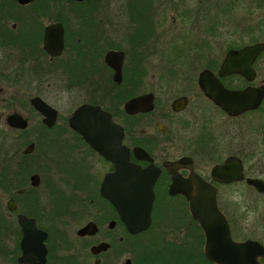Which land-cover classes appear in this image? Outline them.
Listing matches in <instances>:
<instances>
[{
	"label": "flooded vegetation",
	"instance_id": "af4514ba",
	"mask_svg": "<svg viewBox=\"0 0 264 264\" xmlns=\"http://www.w3.org/2000/svg\"><path fill=\"white\" fill-rule=\"evenodd\" d=\"M246 2L249 15L254 11L258 17L252 25L235 21L236 8ZM263 29L264 0H0V103L12 106L10 113L0 112V120L6 125L10 114H19L29 124L30 119L16 108L28 104L31 114L39 116L42 123V116L30 103L38 97L56 112L51 128L42 125L51 130L63 121L61 133L77 148L66 157L70 162L64 168L67 177L39 195L41 178L37 186L31 185V176L37 173L22 177L21 160L16 161L13 155L18 154L15 143L19 132L28 127L17 130L6 126L12 132L8 142L13 154L3 150V139L2 159L13 163L18 173L15 184L22 186L0 187V264H135L134 239L151 233L158 217L175 213V209L166 211L172 201L186 204L183 212L198 228V240L192 244L197 247L203 239L204 245L186 197L169 193L173 175L182 181L200 178L215 188L217 207L231 240L251 241L264 249V229H257L258 234L245 224L246 190L264 195L246 180L264 182V177L256 175L257 170L248 171L256 155L246 154L241 123L257 112L264 100L254 111L230 116L198 86L203 70L211 72L228 90L261 85L264 79L258 80L262 75L258 66L264 51L253 63L252 82L237 74L219 77L218 71L229 51L264 43ZM109 52L122 53L117 79L106 63ZM151 70L160 73L157 80L150 79ZM30 88L39 92L32 95L23 91ZM70 94H74L72 99ZM144 95L153 96L151 111H125L128 101ZM64 96L73 103L64 102ZM73 104L77 105L69 109ZM82 105L99 107L122 128V145L128 149L130 164L141 169L153 166L159 172L153 186L150 225L141 233L131 234L114 206L100 194L101 184L114 166L71 129L69 120ZM215 113L223 118V129L215 126ZM25 148L22 158L32 156L35 145L29 154H24ZM136 148L151 161L138 160ZM90 156L99 168L88 162ZM231 158L239 162L242 177L219 182L213 170ZM58 184L71 188L64 191ZM10 200L13 210L7 207ZM90 225L91 232L79 234ZM101 244H106V249L94 251ZM259 253L257 261L264 264V251Z\"/></svg>",
	"mask_w": 264,
	"mask_h": 264
},
{
	"label": "water",
	"instance_id": "95a60500",
	"mask_svg": "<svg viewBox=\"0 0 264 264\" xmlns=\"http://www.w3.org/2000/svg\"><path fill=\"white\" fill-rule=\"evenodd\" d=\"M263 51L264 43L229 51L219 68L218 76L237 74L247 82H252L255 78L253 63ZM105 59L115 71V79L119 78L122 53L109 52ZM198 86L208 99L230 116L254 111L264 100V81L256 87L248 86L240 91L228 90L211 72L203 70L199 75ZM152 100V95L140 96L128 101L124 109L129 114L149 112L153 109ZM30 103L42 116V123L47 128H51L55 123V110L38 97L32 98ZM5 123L7 127L17 130H25L28 127V122L19 114H10ZM69 125L95 152L114 166L113 171L104 178L101 184V196L114 206L131 234L145 231L151 221L153 186L159 172L153 166L141 169L129 163L128 149L122 145V128L99 107L80 106L70 118ZM33 150L34 144H30L25 148L24 154H29ZM134 155L138 160L151 161L141 149H134ZM213 174L219 182L224 183L242 177L239 162L234 158L229 159L222 166L215 167ZM30 180L31 185L37 186L40 177L34 174ZM172 180L169 193L171 195L181 193L186 197L189 213L203 233V255L209 262L213 264H260L257 261L261 256L259 252L264 251L260 245L251 241L234 243L231 240L227 222L217 207L215 188L200 178L182 181L179 176L173 175ZM246 182L258 192L264 193V182L261 180L248 178ZM7 207L13 210L15 205L10 200ZM92 226L85 227L79 234L91 232ZM106 247V244H101L94 248V251L105 250Z\"/></svg>",
	"mask_w": 264,
	"mask_h": 264
},
{
	"label": "rangeland",
	"instance_id": "374dc122",
	"mask_svg": "<svg viewBox=\"0 0 264 264\" xmlns=\"http://www.w3.org/2000/svg\"><path fill=\"white\" fill-rule=\"evenodd\" d=\"M188 1H190L191 3V0ZM247 6L248 4L246 2V4L243 3L241 7L236 8L237 20L235 19V21H238L239 19L242 23H245V25H252L258 17L254 14V11H251L253 13H251L252 15L250 16V8ZM229 28L233 29L231 27ZM262 37V41H264V36ZM226 40L227 39L221 40V42ZM154 64H157L156 60H154ZM258 67L262 74L258 80L264 79V56L261 58ZM159 74L160 73L157 70H151L149 74L150 79L157 80ZM195 74H197V72ZM23 91L27 94L32 95L39 92L38 90H34L33 88L25 89ZM72 97H74V94H70V99H72ZM68 98L69 97L64 96L62 99L63 101L65 100L64 102L73 103V100H67ZM75 105L77 104H73L69 109H71ZM16 108L24 117H28L30 119L28 128L22 133L19 132L18 134L19 140L15 143L17 145L15 146V149H19L18 154L16 152H14L15 154H13V152L11 151L12 148L10 147L11 145L9 146L10 143L8 141L12 140V132L7 129L3 119L0 120V142L4 139L5 149L3 148V150H6V153L9 152L10 155L12 153L15 156L16 161L21 160L22 177H27L32 173H37L40 176L41 186L37 190V193L39 195H44L49 187L52 188V183L61 182L62 179L67 177L65 176L66 174L64 168L68 166L70 162L66 161V157L68 158V156H72L73 152L77 148H75V145L71 142L69 143L70 137H67L66 134L63 135L61 133L63 132L60 129L63 127V121H59V124L54 129L49 130L42 125L41 118L39 116L33 113L31 114L30 106L28 104L24 106L18 105ZM11 109V105L0 103V112L8 114L12 111ZM214 115L215 126L223 129V118L219 117L216 113ZM241 123L242 128L245 129L246 133V154L248 157L256 155L254 161H252V163L248 166V171L250 173H254L257 170L256 175H261L262 177H264V102L257 112L244 117ZM30 143H33L35 145L34 153L28 158H22L23 156L21 155V151ZM70 145L73 146L69 150L68 148ZM3 154L4 153L2 152V155ZM87 160L88 162L93 163V166L95 165L96 168H99L100 164L97 163L98 161H96L95 157H87ZM257 167L263 172V174H260ZM61 185H59L58 187L64 191L71 188L70 186L68 188L63 184ZM244 198L245 199H243V203H245L247 214L245 224H247L248 230L254 231L257 229H264V195H256L250 190H246ZM185 209H187V206L184 202H170V206L166 208V211L174 210L175 213H171L172 215L168 217H158L155 222L156 227H154L151 233L141 234L134 239L136 253L133 254V256L135 257L133 259V262H135V264H175L174 262H172V258H177L178 255L176 252H174V250L182 248L190 250L191 253L195 250H203V239H201L200 244H198V249L197 247H195V244H192L193 241L198 240V228L196 224L190 220L189 216L183 212V210ZM156 216L157 214H155V217ZM180 231H182V233H180ZM258 234H260L259 231ZM155 239L156 244L151 245L149 242H153L155 241ZM158 241L160 244H157ZM163 242L172 243L163 244ZM182 242H185V244L178 245L182 247H177V244H180ZM171 255L173 256L171 257ZM139 258H142L140 261H142L143 263H140ZM176 262H178V260H176ZM187 264L204 263L200 260L198 261L197 258H191L190 262H188Z\"/></svg>",
	"mask_w": 264,
	"mask_h": 264
},
{
	"label": "trees",
	"instance_id": "16d2710c",
	"mask_svg": "<svg viewBox=\"0 0 264 264\" xmlns=\"http://www.w3.org/2000/svg\"><path fill=\"white\" fill-rule=\"evenodd\" d=\"M17 172L14 169V165L13 163H7L6 160L2 159V152H1V148H0V187L4 186L7 184V186H13L15 187V179L17 177ZM12 182V183H11ZM22 184H18L16 185V187H21ZM174 252L177 253L178 257L172 258V262H174L175 264H187L188 262H190L191 258H197L198 261L200 260L201 262H203L204 264H210V262L205 258V256L203 255V252L201 249H199L198 251L195 250L194 252L187 249H182V248H178L176 250H174ZM175 255V254H174ZM173 255H171L172 257ZM176 260H178V262H176ZM172 264V263H170Z\"/></svg>",
	"mask_w": 264,
	"mask_h": 264
}]
</instances>
